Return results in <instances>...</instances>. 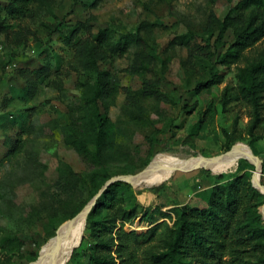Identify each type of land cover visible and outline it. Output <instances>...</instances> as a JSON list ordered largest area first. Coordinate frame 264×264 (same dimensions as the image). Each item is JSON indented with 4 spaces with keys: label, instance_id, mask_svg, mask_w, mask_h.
Masks as SVG:
<instances>
[{
    "label": "rangeland",
    "instance_id": "obj_1",
    "mask_svg": "<svg viewBox=\"0 0 264 264\" xmlns=\"http://www.w3.org/2000/svg\"><path fill=\"white\" fill-rule=\"evenodd\" d=\"M242 1L37 0L28 14L9 19L11 37L0 34V264L37 263L60 228L108 181L137 176L160 155L216 158L244 145L261 160L264 185V99L262 119L252 133L255 109L239 92L240 74L264 51V41L236 64L219 62L235 41L231 29L220 36V22L230 13L239 25L240 18L247 21L264 5V0ZM5 4L0 0L2 16ZM64 19L62 33L55 32ZM80 22L92 26L82 34L92 33L91 41L101 28L113 40L139 35L144 41L106 65L114 93L102 101L98 115L109 118L112 143L100 159L93 144L97 116L87 103L96 75L82 67L77 51L64 42V35ZM188 34L191 42L179 44ZM202 40L211 55L196 53ZM43 66L49 70L45 76L23 72ZM213 74H223V83L195 92L196 85ZM146 83L154 86V97L145 94ZM227 134L237 139L234 145H229ZM16 141L21 151L11 154ZM77 146L86 147L87 158ZM256 171L243 159L227 174L205 168L177 170L161 185L120 186L117 197L139 217L133 223L118 221L115 232L142 235L158 225L159 242L166 225L172 227L176 219L171 210L184 205L206 209L215 185L243 174L252 181ZM159 186L164 188L160 194L149 190ZM148 208L162 209L168 218L156 214L155 222L147 221L141 212ZM263 209L264 204L258 212L264 224ZM83 236L65 264H87L95 241L87 229ZM130 241L141 258L147 245ZM244 264L261 262L255 256Z\"/></svg>",
    "mask_w": 264,
    "mask_h": 264
},
{
    "label": "trees",
    "instance_id": "obj_2",
    "mask_svg": "<svg viewBox=\"0 0 264 264\" xmlns=\"http://www.w3.org/2000/svg\"><path fill=\"white\" fill-rule=\"evenodd\" d=\"M37 0H5L4 11L0 12V34L11 37L9 19H16L28 14ZM245 0L242 1L244 3ZM65 19L56 28L55 32L62 33ZM239 25L228 13L220 22V36L228 30L234 33L235 41L231 45V52L219 58V62L229 67L246 58V51L264 41V5L250 15L247 21L239 19ZM92 26L89 22H80L69 34L64 35L66 46L74 48L79 56L82 67L96 75V81L87 96L88 106L97 116L98 129L93 139L94 155L104 158L108 146L112 143L110 120L98 115L102 101L114 93L106 68L115 56L124 57L132 44L143 45L141 36H122L117 40L111 39L106 28H101L93 35V41L85 37L84 30L89 31ZM192 35H186L178 40L179 44H189ZM194 51V50H192ZM196 53L211 55L210 46L202 40ZM194 51V52H195ZM30 76H45L49 70L40 67L37 70H24ZM223 74H213L206 81L196 85L195 92L202 93L223 83ZM239 92L250 102L255 109V122L252 133L262 119L260 113L264 99V51L257 53L254 61L240 74ZM154 86L146 83L145 94L154 97ZM229 87L224 91L223 103L227 102ZM194 110V107H193ZM230 146L237 142L227 134ZM80 155L87 158L85 146H77ZM21 151L20 141H16L11 154ZM171 154L170 151H165ZM219 179H223L220 175ZM128 183L116 182L104 191L92 211L87 217L86 229L95 241L93 251L89 255L87 264H244L247 258L257 256L264 264V224L258 212L264 204V193L253 186L248 174L237 176L225 184H217L212 188L209 207L199 209L184 205L176 207V219L172 227L166 225V236L159 242L155 240L158 225L147 234L138 235L135 232L116 231L118 221L133 223L138 217L135 210H128L124 200L117 197V189ZM102 185L97 189V194ZM163 186L149 190L160 194ZM142 217L147 221L155 222V215L161 214L168 218V213L162 209H143ZM84 235V234H83ZM84 237V236H83ZM130 240L141 241L147 248L140 258ZM75 251L73 253V256Z\"/></svg>",
    "mask_w": 264,
    "mask_h": 264
},
{
    "label": "bare ground",
    "instance_id": "obj_3",
    "mask_svg": "<svg viewBox=\"0 0 264 264\" xmlns=\"http://www.w3.org/2000/svg\"><path fill=\"white\" fill-rule=\"evenodd\" d=\"M243 159L258 166L256 156L249 147L244 145H238L232 151L216 158H205L203 156L181 158L160 155L145 171L143 182L149 185L164 183L173 176L176 168H205L212 170L214 173L227 174L237 170L239 162ZM261 176L262 172L257 169L254 176L256 184L261 183ZM262 191L264 193V187ZM86 215L87 212H84L76 220L73 219L64 224L60 228L57 237L45 247L40 259L35 264H65L76 247H79L80 243H82L84 230L87 225Z\"/></svg>",
    "mask_w": 264,
    "mask_h": 264
},
{
    "label": "water",
    "instance_id": "obj_4",
    "mask_svg": "<svg viewBox=\"0 0 264 264\" xmlns=\"http://www.w3.org/2000/svg\"><path fill=\"white\" fill-rule=\"evenodd\" d=\"M200 157V156H198ZM257 159V162H258V166H256L257 169H260V171L262 172V162L261 160L256 157ZM150 167V166H149ZM148 167V168H149ZM196 169V168H194ZM193 168H176L175 169V172L177 170H186V171H191V170H194ZM146 171V170H145ZM145 171L142 172L141 174L137 175V176H120V177H114L113 179H111L110 181H108L106 183V185L103 187V189L90 201V203L84 208V210L78 215L76 216L75 218H73L74 220H76L77 218H79L84 212H87V215H86V224H87V217L89 215V213L91 212V210L93 209V207L96 205L97 203V200L100 198L101 194L104 192L105 189H107L109 186H111L112 184L116 183V182H126V183H130L132 184L133 186L137 187V186H140L144 180V175H145ZM252 183H253V186L255 188H257L258 190H260L262 193V188L264 187L263 184L261 183H258L256 184L255 181H254V176L252 178ZM163 183H160L159 185H161ZM150 187V186H149ZM264 216V215H263ZM72 219V220H73ZM81 245V243H80ZM79 246V245H78ZM77 248V247H76ZM45 248H43L44 250ZM72 256V255H71ZM71 258V257H70Z\"/></svg>",
    "mask_w": 264,
    "mask_h": 264
}]
</instances>
